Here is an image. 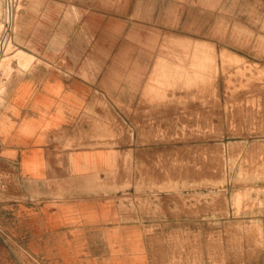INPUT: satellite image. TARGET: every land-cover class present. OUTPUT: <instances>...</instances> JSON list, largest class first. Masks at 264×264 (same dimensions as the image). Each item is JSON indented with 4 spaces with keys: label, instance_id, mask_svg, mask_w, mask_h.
<instances>
[{
    "label": "crops",
    "instance_id": "obj_1",
    "mask_svg": "<svg viewBox=\"0 0 264 264\" xmlns=\"http://www.w3.org/2000/svg\"><path fill=\"white\" fill-rule=\"evenodd\" d=\"M170 5L15 0L0 61V264H171L173 258L180 264L168 247L176 231L184 241L185 221L155 222L154 214L168 207L155 208L148 192L139 204L137 189H119L127 182L126 156L128 166L137 167L147 149L137 123L153 51L135 39L168 31L171 15L183 12ZM210 5V15H217L218 0ZM238 5L227 0V15ZM240 5L248 28L251 15L255 21L264 16V0ZM1 7L2 0L0 15ZM112 118L131 138L115 146L73 145L78 138L99 141L100 126ZM209 224L197 222L194 230H225L220 239L227 261L234 222Z\"/></svg>",
    "mask_w": 264,
    "mask_h": 264
},
{
    "label": "rangeland",
    "instance_id": "obj_2",
    "mask_svg": "<svg viewBox=\"0 0 264 264\" xmlns=\"http://www.w3.org/2000/svg\"><path fill=\"white\" fill-rule=\"evenodd\" d=\"M210 1L171 0L170 9L183 12L171 15L169 30L135 39L153 51L137 123L140 146L147 149L137 167L128 166L126 156L127 182L119 189H137L139 204L148 192L155 208L168 207V213L154 214L155 222L185 221L184 241L171 231L175 240L168 247L181 256L180 264H264V16L255 21L251 15L248 28L241 0L233 20L227 0H218L217 15H210ZM12 4L2 0L0 61L8 12L10 35L18 7ZM119 120L100 126L105 133L99 141L78 138L73 145L115 146L131 138ZM231 220L225 261V230L205 227ZM197 222L207 226L195 231Z\"/></svg>",
    "mask_w": 264,
    "mask_h": 264
},
{
    "label": "water",
    "instance_id": "obj_3",
    "mask_svg": "<svg viewBox=\"0 0 264 264\" xmlns=\"http://www.w3.org/2000/svg\"><path fill=\"white\" fill-rule=\"evenodd\" d=\"M11 4H12V0H11ZM12 7H13V4H12ZM11 11H12V9H10L9 12H8V21H7L8 27L6 28L5 33L3 35L4 39L6 38L5 39L6 42L3 41L5 46L7 44L8 38H9V30H10V26H11V22H12V13H11Z\"/></svg>",
    "mask_w": 264,
    "mask_h": 264
},
{
    "label": "bare ground",
    "instance_id": "obj_4",
    "mask_svg": "<svg viewBox=\"0 0 264 264\" xmlns=\"http://www.w3.org/2000/svg\"><path fill=\"white\" fill-rule=\"evenodd\" d=\"M6 30V29H5Z\"/></svg>",
    "mask_w": 264,
    "mask_h": 264
}]
</instances>
